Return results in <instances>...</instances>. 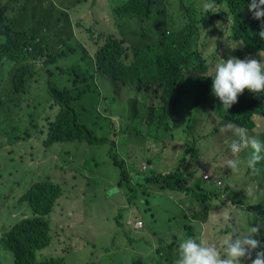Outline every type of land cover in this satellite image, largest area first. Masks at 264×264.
I'll use <instances>...</instances> for the list:
<instances>
[{"label":"rangeland","instance_id":"rangeland-1","mask_svg":"<svg viewBox=\"0 0 264 264\" xmlns=\"http://www.w3.org/2000/svg\"><path fill=\"white\" fill-rule=\"evenodd\" d=\"M7 1L0 0V4ZM127 1L15 0L9 9V17L14 21L13 31L34 35L45 40L50 47L66 52L54 65H47V59L40 58L38 67L43 68V71L39 72L25 95L12 98L9 104L6 101L5 111L0 115V233L19 222L23 218L20 215L27 211L30 214L28 207L22 205L18 209L16 204L34 183L49 177L65 191L55 210L47 217L49 242L37 250L39 262L173 264L179 242L191 237L192 233L198 241L203 237L209 243L219 245L221 238L229 233L246 231L251 225L264 224V208H259L256 199H247L244 203L252 214L247 215L248 218L241 217L240 207L230 200V196L236 192L245 193L250 185L245 169L251 149H245L238 158L241 161L238 173L232 174L229 168L224 167L226 159L235 157L229 151L228 144H223L216 133L218 120L204 110V84L193 81L195 73L185 74L178 86L172 89L175 93L172 114L163 115L165 120L162 125L151 119L153 113L150 117L147 105L150 107L156 103L144 101V94L138 86L139 78L130 79L134 83L124 87L114 85L104 75L97 74L94 78V91L84 93L79 100L73 98L71 107L78 112L80 124L87 126L94 137L107 142L89 144L86 141H74L43 147L46 135L41 131L47 130L45 120H54L59 112L49 91L47 71L53 72L52 81L58 89L77 95L78 91L72 88L71 82L75 73L88 70L87 66L94 56L91 50L95 36L114 34L117 39L135 38L132 31L126 28L123 34L120 24L116 25L119 18L114 10ZM202 2L164 0V6H172L165 11L163 18L170 26L159 24L158 27H172L181 23L177 18L180 4L188 8L195 5L199 7L200 13ZM158 10V7L154 10L153 19L159 15ZM226 11V7L220 9L217 6L212 11L213 23L205 27V31L223 29L216 28L217 22L233 25L234 16L223 18ZM217 14L223 19L217 17ZM93 17L96 18L95 23ZM132 25L135 29L139 24L134 21ZM154 26L153 22H147L144 28L148 31ZM71 36L73 39L65 43ZM216 36L217 31L208 39L203 36L197 46L214 65L220 60L218 56L223 59L225 46L221 41L224 37L217 40ZM230 46L234 47L233 44ZM85 51H88V55H85ZM12 69L13 63L7 60L0 67L1 97L10 93L8 74ZM194 106L200 109H194ZM188 118L206 119L205 129L209 133H203L201 138L194 137L190 131L184 133ZM193 127H200L199 120L195 121ZM26 134L30 135L29 139H26ZM172 136L180 142L185 139L191 142L188 147L179 149L181 156L192 152L194 158L191 162L199 164V157L212 153L216 159L215 164L204 167V174L198 170V174L189 183L188 193L161 191L159 186L149 185L137 187L136 196L130 199L126 190L118 186L120 169L110 159L109 151L112 148L115 150L134 184L137 179L155 174L161 159H167L162 165L165 169L179 166L170 156L176 150L174 147H168L163 154L153 148L155 145L161 147L159 142L171 139ZM215 167L223 169L220 175L225 178L219 181L221 184L213 180L219 178L214 174ZM181 168L184 170V166ZM225 181L226 186L230 187L228 193L212 200L210 205L204 206L198 201L200 193L218 190L224 186ZM205 207L208 212H205ZM225 207H228L232 216L231 221L208 222L211 213H219ZM137 220H141L144 227L133 228L132 224ZM227 227L230 229L225 231ZM255 238L262 242V247L257 251L264 250V228ZM219 251L223 256V247ZM0 264H13L12 252L4 249L1 244ZM247 264H251V261L247 260Z\"/></svg>","mask_w":264,"mask_h":264},{"label":"trees","instance_id":"trees-1","mask_svg":"<svg viewBox=\"0 0 264 264\" xmlns=\"http://www.w3.org/2000/svg\"><path fill=\"white\" fill-rule=\"evenodd\" d=\"M14 1L8 0L5 4H0V67L5 60L13 63V69L8 74L10 93L4 97L0 96V115L5 111L6 101L9 104L12 98L25 95L30 84L35 81L39 72L43 71V68L38 67L40 58H46L45 63L47 65H54L66 55L65 51L50 47L45 40L38 39L34 35L13 31L14 21L9 17V9ZM83 1L89 2V0ZM163 1L129 0L122 6L115 8L114 12L119 18L116 25L120 24L123 34L126 28L132 31L135 38L133 40L126 37L117 39L114 34L95 36L93 38L94 46L91 50L94 56L91 64L87 66L88 70L80 74L75 73L71 82L72 88L78 91L77 95L68 90L61 91L58 89L52 81L53 72L47 71L49 91L59 107V112L54 120L50 118L45 120L47 130L46 132L41 131L42 134L46 135L43 143L44 148L62 142L86 141L89 144L107 142L105 139L94 137L87 126L80 124L78 112L71 107L73 98L79 100L84 93L94 91V78L97 74L104 75L114 85L124 87L134 83L130 79L139 78L138 86L141 93L144 94V101L156 103L150 107L147 105L150 117L153 113L151 119L157 120L159 125H162L165 120L163 115L172 114L175 95L172 89L178 86L185 74L195 73L193 81L204 84L202 91L203 100L206 103L204 110L218 120L219 126L216 133L221 137V142L223 144H227L226 141L230 142L231 134L221 133L220 129L225 123L232 122L246 128L250 135H255L261 144H264V93L252 94L246 90L238 98L237 104L228 110L224 109L220 101L212 94L214 63L208 61L203 56L202 51L197 49L198 42L203 36L208 39V36L217 31V40L224 37L221 40L225 43L224 60H227L229 55L241 60L248 58L249 55H257L258 51L263 49L264 40L260 39L258 35L260 30L258 31L257 25L250 19L247 7L250 0H214L220 9L223 7L227 9L223 18L234 16V23L232 25V23L221 22L220 27L223 29H208L206 31L205 27L213 23L212 11L205 13L201 8L200 13H198L199 7L193 5L192 8H188L183 4H180L177 9V18L181 23L174 24L172 27L159 28V24L170 26L163 18L165 11L171 9L172 6H164ZM157 7L159 8V15L153 19L152 16ZM216 16L223 19L219 14ZM134 21L139 24L135 29L132 25ZM147 22L155 24L148 31L144 28ZM173 29H178V31ZM72 39V36L69 37L65 43H69ZM231 44L236 49L229 48L228 45ZM85 55H88V51H85ZM217 58L220 59L219 56ZM57 69L62 71L61 68ZM194 109L199 110L200 108L194 106ZM196 120L200 122L198 129L193 127ZM188 121L189 123L183 132L190 131L194 137L201 138L207 120L188 118ZM166 125L169 127V124ZM172 126L175 128L174 125ZM29 138L30 135L26 134V139ZM159 143L161 144V147H157L160 150L159 153L163 154V151L167 150L168 147L176 149L170 156L174 163H178L179 166L165 169L162 165L167 159H161L155 174L137 179L134 184L115 150L112 148L109 151L110 159L120 169L121 179L118 186L126 190L130 199L136 196L137 187H148L149 185H157L161 187L162 191L188 193L189 183L198 174V170L204 174L206 172L204 167L208 166L209 162L212 165L216 162L212 153L199 157V164L191 162L194 158L192 152L181 156L179 149L188 147L191 143L188 139L180 142L172 136L171 139ZM147 145L145 143L146 147H148ZM212 149L214 151L215 146ZM147 151L150 150L147 148ZM243 152L244 150L235 159L239 158ZM261 155L264 156V153ZM181 166H184V170ZM222 170L217 167L213 170L214 174L219 176L218 179H213L215 183L217 181V184L225 178L220 175ZM245 170L249 184L254 186L253 195L247 197L243 192H236L230 196V200L243 207L247 199L253 198L256 199L259 208H264V160L256 165L255 170L248 167ZM251 173L252 175H250ZM229 191L230 187L229 185L226 186L225 181L224 186L218 190L211 189L207 193H200L198 201L204 206L210 205L212 200ZM63 194V187L54 184L48 177L34 183L17 200L16 207L19 209L20 206L25 205L26 208L30 209V214L27 211L26 214L20 215L23 218L0 235L2 247L12 252L13 264H53L55 260L39 262L36 252L49 242L47 217L54 211ZM205 212H208L207 207H205ZM191 237H194L193 233Z\"/></svg>","mask_w":264,"mask_h":264},{"label":"clouds","instance_id":"clouds-1","mask_svg":"<svg viewBox=\"0 0 264 264\" xmlns=\"http://www.w3.org/2000/svg\"><path fill=\"white\" fill-rule=\"evenodd\" d=\"M200 7L205 13L217 9L214 0H203ZM247 7L250 19L257 25L258 31L260 30L258 33L260 39L264 40V0H250ZM221 24L217 22L216 27L220 28ZM228 47L236 49L229 45ZM213 71L212 94L226 110L237 104L238 98L246 90L252 94L264 93V44L263 49L258 51L257 55H249L244 60L231 55L227 60L220 58L219 62L215 63ZM220 132L231 134L230 142L226 141V143L233 157H238L239 153L245 149H251V154L246 161L248 168L255 170L256 165L264 160V156L261 155L264 153V144H261L255 135H250L246 128L227 122L221 127ZM204 133H209V131L205 129ZM240 163L238 158H229L223 162L224 167L229 168L232 174L240 171ZM253 188V185H249L245 190L247 197L253 195ZM234 205L242 208L239 204ZM230 206L231 203L228 207ZM228 207L221 209L219 213H211L208 222L218 223L222 220L227 223L231 221L232 216ZM138 222H141L143 227L141 220H137L132 227L138 229L135 226ZM261 228H264V224L251 225L246 231L229 233L221 238L219 245L209 243L203 237H200L199 241L194 237H187L179 242L173 264H242L244 259L251 261V264H264V250L257 251L262 245L255 238ZM220 247H223V256L219 251ZM253 252H255L254 258Z\"/></svg>","mask_w":264,"mask_h":264},{"label":"crops","instance_id":"crops-1","mask_svg":"<svg viewBox=\"0 0 264 264\" xmlns=\"http://www.w3.org/2000/svg\"><path fill=\"white\" fill-rule=\"evenodd\" d=\"M96 18L93 17L92 21L94 22ZM95 23V22H94ZM211 163L209 162L208 163V166L210 165ZM159 189L162 191L161 187H159ZM64 194H65V191H64ZM59 202V201H58ZM56 208V207H55ZM246 205L243 204V207L241 208V213H240V216L241 217H244V218H248L247 215L251 216V211L250 210H247L246 209ZM55 210V209H54ZM143 227H144V223H143ZM228 230V227L225 229V231ZM228 233V232H227ZM194 236V234H193ZM195 237V236H194ZM259 241L261 242V240L259 239ZM262 243V242H261ZM247 263V259H244L242 260V264H246Z\"/></svg>","mask_w":264,"mask_h":264},{"label":"built area","instance_id":"built-area-1","mask_svg":"<svg viewBox=\"0 0 264 264\" xmlns=\"http://www.w3.org/2000/svg\"><path fill=\"white\" fill-rule=\"evenodd\" d=\"M144 169H146V168L144 167ZM218 183L221 184V182H218ZM135 226L137 228H141L142 227V223L141 222H138Z\"/></svg>","mask_w":264,"mask_h":264}]
</instances>
